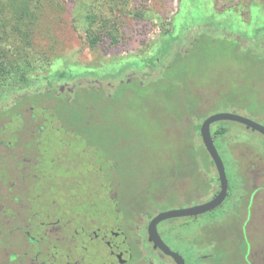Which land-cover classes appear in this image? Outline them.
Instances as JSON below:
<instances>
[{
	"label": "rangeland",
	"instance_id": "374dc122",
	"mask_svg": "<svg viewBox=\"0 0 264 264\" xmlns=\"http://www.w3.org/2000/svg\"><path fill=\"white\" fill-rule=\"evenodd\" d=\"M55 3L37 27L30 48L36 60L32 76L37 83L13 93L0 108L11 107L20 96L50 82L66 88L75 83L102 85L113 94L119 81L132 78L140 81L141 73L149 72L144 65L158 54L165 39L176 38L177 49H184L198 32L210 37L206 56L191 59L188 74L183 81H174L171 90L158 93L152 88L141 89L134 82L118 102L105 105L104 111L99 107L94 111V118L103 123L105 142L111 143V149L117 152L114 165L119 176H112V186L116 184L114 187L121 190L126 204L131 205L136 198L146 201L154 187L176 188L178 174L185 170V152L195 144L202 145L196 129L206 116L235 112L264 125V67L253 64L257 57L252 56L264 47V0H55ZM91 10L111 20L118 43L113 44L103 35L95 47L90 45L86 15ZM236 41L240 46L235 49ZM161 67L159 64L158 69ZM191 102L198 105L195 115L190 113ZM252 111L260 114L254 117ZM225 124L230 132L226 141L218 145L223 150L231 186L239 187L241 176L231 151L236 152V158L248 151L264 156V136L242 124L231 121ZM47 140L51 142L52 136ZM51 155L52 152L43 166L50 165ZM93 158H100V165H104L103 150L88 151L85 143L79 141L63 148V152L61 149L56 166L65 177L79 174L80 185L68 189L80 200L79 203L75 200V208L98 218L110 214L107 211L112 203L96 200L97 195L92 194V203L99 210L96 217L89 208L90 201L84 200V193L91 192L88 188L94 189L99 182L94 179L95 168L90 162ZM238 160L244 171L252 166L245 159ZM208 167L209 182L217 177V172L210 160ZM63 187L68 188L65 184ZM63 187L59 184L61 190L56 196L65 191ZM62 199H67L64 193ZM174 205L175 202L168 201L158 209L166 211ZM248 214L239 212L235 218L243 232L251 226L247 238L244 235L247 243L253 240L257 228ZM168 240L176 246L177 243L171 242L175 240L172 236ZM101 253L97 243L91 244L89 261L101 264Z\"/></svg>",
	"mask_w": 264,
	"mask_h": 264
},
{
	"label": "flooded vegetation",
	"instance_id": "af4514ba",
	"mask_svg": "<svg viewBox=\"0 0 264 264\" xmlns=\"http://www.w3.org/2000/svg\"><path fill=\"white\" fill-rule=\"evenodd\" d=\"M58 85L59 91L41 86L27 92L22 95L23 103H18L20 96L14 102L19 117L0 119V264H93L88 258L93 243L103 252L99 255L101 264H178L167 249L150 241L149 225L165 212L158 209L164 202H175L169 210L189 208L205 204L219 193L218 173L211 181L207 179L209 160L216 167L205 147L206 151L185 152V170L178 174L176 188L154 187L146 201L136 198L128 205L116 184L112 186V176H119L114 165L117 152L95 130L85 136L65 131L62 109L56 103L63 99V84ZM51 136L55 143L47 140ZM79 141L88 151L103 150V166L101 157L90 161L95 168L94 179L99 182L94 189L88 188L91 192L84 193V200L90 201L89 208L96 217L99 210L92 203V194L97 195L96 200L111 202L109 215L95 218L75 208L78 199L68 189L80 185L79 174L65 177L56 166L61 149L63 152ZM50 152V165L43 166ZM235 154L231 151L241 182L238 187L229 181L228 196L221 206L158 224L162 241L185 264H264V156L257 151L241 153L239 158ZM238 159L252 166L244 171ZM59 184L68 187H63L66 200L63 193L56 196L61 190ZM239 212H248L257 226L251 228L255 229L254 237L248 243L244 235L250 233L251 226L245 232L240 229L235 219ZM170 236L176 246L170 244Z\"/></svg>",
	"mask_w": 264,
	"mask_h": 264
},
{
	"label": "trees",
	"instance_id": "16d2710c",
	"mask_svg": "<svg viewBox=\"0 0 264 264\" xmlns=\"http://www.w3.org/2000/svg\"><path fill=\"white\" fill-rule=\"evenodd\" d=\"M55 6V0H0V104L13 93L27 90L34 85H31V82L36 81L32 76L36 70L34 66L36 60L30 52V48L33 44L35 31L46 11ZM101 17L94 10L86 15L89 28L88 38L92 47L99 43L103 35H107L113 44L119 42L116 29L111 28V20ZM209 39L210 37L205 33L198 32L192 39H189L188 45L184 49H177L176 38L165 39L158 54L150 57L144 65L149 68V72L141 73L140 81L137 78L119 81L114 86L116 91L113 94L109 93L107 88L102 85L75 83L69 88L63 85L61 92L64 95L63 99L56 100V103L62 109L65 131L69 134L85 136L91 135L92 130H95L97 134L104 135L106 132L103 130V123L96 120L93 115L97 107L104 111L105 105L118 102L124 95V90L134 82L138 83L141 89L152 88L158 93L171 90L174 81L181 82L188 74V64L191 59L196 56L203 58L206 56L207 40ZM239 46L240 44L236 41L234 48ZM262 46L260 43V50ZM252 56L257 57L254 58L253 64L256 66L261 64L264 67V47L259 51V54H252ZM159 64H162L160 68L162 71L158 69ZM156 71L158 75L155 76ZM89 78L91 79V77ZM142 80H149L150 82L145 84ZM45 87H47L46 89L54 87L55 91L61 89L59 85L57 86L52 82ZM23 101L22 96L18 103H23ZM191 103L190 113L195 115L198 105L194 102ZM16 107L17 104L15 103L11 107L0 108V119L19 117L18 107ZM251 113L254 117L260 114L258 111ZM94 123L95 126H92ZM200 127L201 125L196 129L197 132H200ZM229 132L230 128L225 122H218L217 127L212 131L215 144L221 152L222 147L218 144L226 141ZM202 149H204L203 145L195 144L190 150L198 152Z\"/></svg>",
	"mask_w": 264,
	"mask_h": 264
},
{
	"label": "water",
	"instance_id": "95a60500",
	"mask_svg": "<svg viewBox=\"0 0 264 264\" xmlns=\"http://www.w3.org/2000/svg\"><path fill=\"white\" fill-rule=\"evenodd\" d=\"M224 121H231L238 124H242L248 129L258 132L264 136V125L235 112H219L211 114L204 120L200 128V136L202 138V142L205 149L207 150L209 156L211 157L216 167L218 173V180L220 182L219 193L209 202L202 205L161 212L151 221L149 225L150 241H153L156 246L167 249V252L175 256V259L178 264H185V262L180 255L171 252L168 249L167 245L162 241L158 232V224L162 221L173 218L194 216L213 211L219 206H221L227 198L229 190V179L227 176L226 165L215 144V140L211 131V126L213 124Z\"/></svg>",
	"mask_w": 264,
	"mask_h": 264
}]
</instances>
